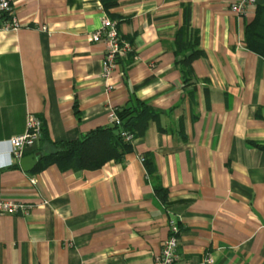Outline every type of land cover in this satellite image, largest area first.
Returning <instances> with one entry per match:
<instances>
[{
  "label": "crops",
  "instance_id": "1",
  "mask_svg": "<svg viewBox=\"0 0 264 264\" xmlns=\"http://www.w3.org/2000/svg\"><path fill=\"white\" fill-rule=\"evenodd\" d=\"M10 1L21 26L0 30V197L27 209L0 214V264H151L172 219L183 263L264 264V57L245 42L264 0L244 15L232 0ZM105 16L133 46L109 77L106 44L89 37ZM187 22L205 52L191 71L175 53ZM137 100L161 115L123 161L40 167L54 142ZM31 114L45 136L12 158Z\"/></svg>",
  "mask_w": 264,
  "mask_h": 264
},
{
  "label": "trees",
  "instance_id": "2",
  "mask_svg": "<svg viewBox=\"0 0 264 264\" xmlns=\"http://www.w3.org/2000/svg\"><path fill=\"white\" fill-rule=\"evenodd\" d=\"M117 4L116 1H105V7ZM188 22L177 33L175 53L177 62L183 68L191 71L192 62L205 54L200 46V36L194 31L189 39ZM246 46L264 57V6L257 5L254 18L245 25ZM189 73V72H188ZM119 123L100 126L81 137L54 142V149L41 156L40 167L58 163L62 167L72 169L101 168L110 160L123 161L126 154L132 151L131 141L126 140L122 131L131 133L134 137L145 133L152 121L159 122L160 111L145 101L137 100L134 105L117 109ZM43 134L45 128L43 125ZM155 191L163 200H168V189L157 184Z\"/></svg>",
  "mask_w": 264,
  "mask_h": 264
},
{
  "label": "built area",
  "instance_id": "3",
  "mask_svg": "<svg viewBox=\"0 0 264 264\" xmlns=\"http://www.w3.org/2000/svg\"><path fill=\"white\" fill-rule=\"evenodd\" d=\"M259 0H232L230 3L231 10L238 15H244L248 9L255 6ZM13 6L10 0H0V30H17L21 23L13 13ZM92 41H104L106 52L104 55L103 72L104 76L109 77L117 68L118 61L133 51L130 42L125 41L118 29V23L109 16H105L101 26L90 34ZM110 122L119 123V117L115 109L109 113ZM122 135L127 140H132L133 135L127 131H122ZM43 136V121L31 114L28 116L27 129L24 133L15 135L9 140L11 147V157H21L28 148H33ZM12 160L10 159V163ZM19 209H27L25 204L15 202L10 199L0 197V214H14ZM170 235L165 240L161 251L156 254L151 264H212L214 258L212 255L207 256L199 262H185L180 259L178 252L180 228L178 222L172 219L170 222Z\"/></svg>",
  "mask_w": 264,
  "mask_h": 264
},
{
  "label": "water",
  "instance_id": "4",
  "mask_svg": "<svg viewBox=\"0 0 264 264\" xmlns=\"http://www.w3.org/2000/svg\"><path fill=\"white\" fill-rule=\"evenodd\" d=\"M36 162H37V158L35 154L24 156L21 160V164L23 168H25L26 170H30L35 165Z\"/></svg>",
  "mask_w": 264,
  "mask_h": 264
},
{
  "label": "rangeland",
  "instance_id": "5",
  "mask_svg": "<svg viewBox=\"0 0 264 264\" xmlns=\"http://www.w3.org/2000/svg\"><path fill=\"white\" fill-rule=\"evenodd\" d=\"M134 138V137H133ZM126 139V138H125ZM127 140V139H126ZM129 141H132V140H129Z\"/></svg>",
  "mask_w": 264,
  "mask_h": 264
}]
</instances>
